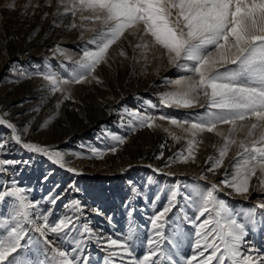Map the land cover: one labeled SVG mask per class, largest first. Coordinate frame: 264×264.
Segmentation results:
<instances>
[{
    "label": "rangeland",
    "instance_id": "374dc122",
    "mask_svg": "<svg viewBox=\"0 0 264 264\" xmlns=\"http://www.w3.org/2000/svg\"><path fill=\"white\" fill-rule=\"evenodd\" d=\"M69 2L0 0V63L7 58L0 68V117L12 123L21 136V143L15 142L12 131L0 125V143L4 145L0 159L14 162L0 170V192L15 182L26 190L29 200L39 201L37 207L51 221L72 217L75 227L65 240L57 243L63 250L71 251L76 247L75 241L80 240L82 251L78 255L88 257V264H105L108 252L83 233V226L87 224L93 232L105 237L130 236L127 242L134 255L142 258L149 237L156 239L150 217L168 203L173 190H178L175 205L161 230L164 240L160 242V251L165 257L161 264H186V259L193 254L195 228L190 219L195 218L196 210L185 197L198 199L195 189L219 184L226 169L231 173L229 165L252 121L237 122V131L233 134L237 144L230 147L224 166L215 174L207 171L210 164L206 163V156L218 155L217 148L229 134V125L218 126L222 136L215 132L199 134L194 160L178 159V153L188 155L187 141L192 137L184 130L187 125L179 128L168 119H156L154 127L140 126L137 116L163 115L192 122L215 109H209L202 96L190 108L163 104L162 94L176 91L169 81L191 73L169 63L166 51L159 45L147 50L136 48L141 40L139 33L132 34L135 30L125 32L108 49L105 60L84 82L62 85L63 91L53 93L43 74L53 72L68 78L78 69L77 61L83 51L95 48L89 40L95 35L93 29L99 28L91 21H84L82 27L80 12L73 16L65 11V4ZM73 23L76 27H71ZM144 40L151 42V37L145 36ZM121 51L125 55L121 56ZM66 94L69 99H64ZM69 130L75 131L70 134ZM259 132L257 129L255 136ZM113 135L122 137L124 143L113 140ZM23 143L59 151L65 166L61 167L44 154L24 149ZM113 146L114 153L109 151ZM92 149L103 153V157L96 158ZM190 163L200 170V177L189 175L178 179L175 174L189 168ZM69 168L75 171H68ZM185 180L188 189L180 194L179 188ZM249 192L240 196L229 188L219 198L246 225L242 251L247 253L252 249L253 254L264 253V209L257 208L259 203H264V188L258 185L255 194ZM56 197L53 204L51 199ZM72 201L79 202V210L71 206ZM15 204L12 197L0 201V219L8 218ZM93 209L99 210V214ZM186 216L190 219H185ZM30 235L40 239L41 244L37 246L40 252L35 248H21L14 256L22 260L44 259L45 248H48L47 255H52L38 233ZM48 238L52 240L55 236L50 234ZM128 259L125 257V261ZM116 264H120L119 259Z\"/></svg>",
    "mask_w": 264,
    "mask_h": 264
},
{
    "label": "snow or ice",
    "instance_id": "6c2138e0",
    "mask_svg": "<svg viewBox=\"0 0 264 264\" xmlns=\"http://www.w3.org/2000/svg\"><path fill=\"white\" fill-rule=\"evenodd\" d=\"M65 11H70L73 16L80 12L82 27L84 21H91L99 28L93 29L95 35L89 40L95 48L83 51L77 61L78 69L68 78H61L53 72L43 74L53 93L63 91L62 85L84 82L105 60L108 49L125 32L135 30L132 34L139 33L141 40L136 48L147 50L159 45L166 51L169 63L191 73L169 81L176 91L163 93V104L190 108L202 96L207 107L215 109L192 122L163 115L158 118L137 116L140 126L154 127L156 119H168L179 128L187 125L184 130L192 137L187 141L188 155L178 153V159L182 162L194 160L196 137L204 132L222 136L218 126L229 125V134L217 148L218 155L210 156L206 161L210 164L207 171L215 174L224 166L230 147L237 144L233 138L237 122L252 121L247 136L239 141L238 151L229 165L231 173L226 169L219 184L211 183L207 188L195 189L198 199L185 197L196 210L194 219L185 217L195 228L193 254L186 259V264H264V253L256 251L253 254L252 249L247 253L242 251V245L246 243V225L240 223L233 209L219 198V194L229 188L236 194H247L253 177H257L258 185L264 188V0H70L65 4ZM71 27H76V24ZM145 36H150L151 42L145 41ZM120 55L125 53L121 51ZM229 65L233 67H226ZM69 98L67 94L64 96V99ZM0 125H6L12 131V140L21 143V136L12 123L0 117ZM257 129L260 132L255 136ZM111 138L119 144L124 143L120 136ZM3 147L0 143V149ZM22 147L48 156L61 167L65 166L64 156L59 151L34 143H23ZM109 151L114 153L116 147ZM92 152L96 158L103 157V153L96 149ZM11 163L14 162L0 159V170ZM68 171L75 170L69 168ZM177 195L178 190H173L168 203L150 217L156 239L149 237L147 251L142 258L134 255L127 242L130 236L124 239L105 237L93 232L87 224L82 231L108 252L105 264H116L117 259L120 264H161L165 258L160 251V242L164 240L161 230ZM5 197L14 198L16 204L8 218L0 219V264H80L81 260L88 264V257L78 255L82 251L80 240L75 241L76 247L71 251L63 250L57 243V240H65L75 227L72 217L51 221L48 215L40 212L37 207L39 201L29 200L26 190L16 186L15 182L11 188L0 192V201ZM56 199L58 197L52 198L51 202L54 204ZM71 206L79 210L78 201H72ZM257 208L264 209V203H259ZM93 211L99 214V210ZM30 233H38L43 238V244L50 247L51 256L47 255L48 248L44 249L45 258L36 261L22 260L13 255L21 248H35L37 253L40 252L37 247L41 244L40 239ZM50 234H54L55 239L50 240ZM25 240L27 242L22 244ZM125 257L129 259L125 261ZM167 258L171 259L170 256Z\"/></svg>",
    "mask_w": 264,
    "mask_h": 264
},
{
    "label": "bare ground",
    "instance_id": "6f19581e",
    "mask_svg": "<svg viewBox=\"0 0 264 264\" xmlns=\"http://www.w3.org/2000/svg\"><path fill=\"white\" fill-rule=\"evenodd\" d=\"M7 60V58H4L3 61L0 63V68L1 66L5 63V61ZM66 107V106H65ZM63 109V108H62ZM75 130H69L70 134H72ZM210 156H216L214 154H208L206 156V160L205 161H208V158ZM229 161L227 160L226 161V164L228 163ZM189 175H195V176H199L200 177V170L196 167V165L194 163H190V167L187 168L185 167L184 170L178 172V174H175L176 177H178V179H184L186 176H189ZM254 180L253 182L251 183V188H250V192L249 193H252L255 194L256 193V190H258V179L257 177H253ZM199 179V178H198ZM188 186V181L185 180V182L183 183V185H181V187L179 188V193L180 194H183L185 189L187 188ZM188 189V188H187ZM180 196V195H179ZM242 196V195H240ZM243 198V197H242ZM94 249V248H93Z\"/></svg>",
    "mask_w": 264,
    "mask_h": 264
}]
</instances>
